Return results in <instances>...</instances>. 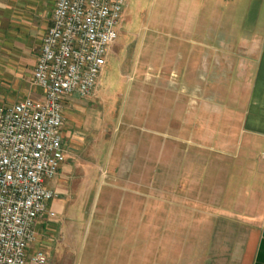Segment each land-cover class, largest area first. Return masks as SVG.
Wrapping results in <instances>:
<instances>
[{"label": "rangeland", "instance_id": "374dc122", "mask_svg": "<svg viewBox=\"0 0 264 264\" xmlns=\"http://www.w3.org/2000/svg\"><path fill=\"white\" fill-rule=\"evenodd\" d=\"M47 3L38 5V11L46 13ZM257 3L127 1L99 90L86 99L90 100L89 110L83 114L93 144L85 155L93 158L95 166L87 171L83 192L71 194L78 179H70L68 184L62 181V187L70 191L73 214L66 240L71 239L78 264H90L92 258L97 264L106 262L112 228L99 224V218L101 214L111 217L108 211L115 201L188 200L191 195L196 200L232 201L238 199L241 187L237 184L250 185V175L258 177V167L242 160H250L251 146L247 136L232 126L237 116L226 115L229 123L218 127L225 117L224 108L235 112L238 102L246 99L237 94L246 86L239 70L234 68L229 79L220 81L222 88L216 87L219 81H212L210 96L209 91L204 92L202 80L188 81L200 56L196 43H217L230 31L238 39L242 27L251 26ZM261 15L262 22L264 7ZM210 158L217 161L204 172ZM241 169L243 176H236ZM89 186L94 187L91 193L86 191ZM97 187L102 191L95 192Z\"/></svg>", "mask_w": 264, "mask_h": 264}, {"label": "crops", "instance_id": "0c3cea01", "mask_svg": "<svg viewBox=\"0 0 264 264\" xmlns=\"http://www.w3.org/2000/svg\"><path fill=\"white\" fill-rule=\"evenodd\" d=\"M47 1V11L41 13L37 6L45 7V0H0L1 104H12L29 96L42 98L43 92L32 85V78L57 0ZM257 1L253 22L250 27H242L238 39L230 31L221 35L217 43H196L200 45V56L194 61L195 68L188 81L194 84L202 80L203 90L209 91L210 96L212 81L224 82L230 78V71L239 70L238 76L246 81V86L237 94L246 99L238 102L240 106L235 112L224 108L225 113L221 112L225 117L218 127L229 123L226 115L237 116L232 126L241 130V136H247L251 146L250 160H242L258 167V177L250 175V185L237 184L241 187L237 190L238 199L232 201L196 200L193 195L188 200L115 201L109 207L111 217L101 214L99 218V224L112 228L107 260L102 264H264V17L261 22L264 0ZM223 86L220 82L216 87ZM189 89L195 91L192 86ZM89 102L78 94H71L64 101V159L49 184L59 194L50 203L55 216L40 218L36 223L38 240L34 251L46 253L49 264H78L72 241L66 240L67 224L73 220L68 194L84 191L87 171L95 166L93 158L85 155L93 148L90 132L85 129L89 124L83 117L89 110ZM213 160L217 161L210 158V163L204 164V172H209ZM243 173L241 169L236 176ZM70 179H78L79 183L68 193L62 181L68 184ZM101 187L95 192L102 191ZM93 190L89 186L86 191ZM92 260L90 264H97L95 258Z\"/></svg>", "mask_w": 264, "mask_h": 264}, {"label": "built area", "instance_id": "2783aa9c", "mask_svg": "<svg viewBox=\"0 0 264 264\" xmlns=\"http://www.w3.org/2000/svg\"><path fill=\"white\" fill-rule=\"evenodd\" d=\"M128 0H57L32 85L42 98L0 103V264H49L37 220L54 217L50 188L64 159V101L91 98Z\"/></svg>", "mask_w": 264, "mask_h": 264}]
</instances>
